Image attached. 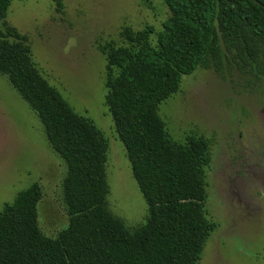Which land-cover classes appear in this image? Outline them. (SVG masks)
<instances>
[{"label": "trees", "instance_id": "trees-1", "mask_svg": "<svg viewBox=\"0 0 264 264\" xmlns=\"http://www.w3.org/2000/svg\"><path fill=\"white\" fill-rule=\"evenodd\" d=\"M12 1L0 0V75L66 165L68 224L55 238L40 231L42 191L32 184L0 213V264H197L216 228L204 209L210 143L198 136L173 142L158 107L199 68L222 77L232 70L247 83L264 78V0H163L170 16L160 31L126 27L121 45L99 46L105 104L148 208L131 231L107 207V141L42 78L28 38L5 21ZM51 1L59 12L62 0Z\"/></svg>", "mask_w": 264, "mask_h": 264}, {"label": "rangeland", "instance_id": "rangeland-1", "mask_svg": "<svg viewBox=\"0 0 264 264\" xmlns=\"http://www.w3.org/2000/svg\"><path fill=\"white\" fill-rule=\"evenodd\" d=\"M14 0L5 21L28 38L34 66L72 110L107 141V207L127 230L142 226L148 208L132 176L126 150L105 104L104 56L99 46L121 45L120 31L169 18L163 0ZM155 45V37H151ZM197 69L158 107L173 142L210 143L204 209L215 230L197 264H264V78L248 82ZM65 163L50 149L43 127L0 75V213L37 183V225L55 238L68 224L62 198Z\"/></svg>", "mask_w": 264, "mask_h": 264}]
</instances>
